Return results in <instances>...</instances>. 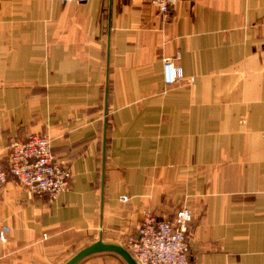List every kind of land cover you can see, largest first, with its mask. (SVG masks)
Returning <instances> with one entry per match:
<instances>
[{
    "label": "crops",
    "instance_id": "obj_1",
    "mask_svg": "<svg viewBox=\"0 0 264 264\" xmlns=\"http://www.w3.org/2000/svg\"><path fill=\"white\" fill-rule=\"evenodd\" d=\"M166 59L184 80L166 84ZM32 134L72 185L49 202L8 179L0 264H65L185 208L198 264H264V0H184L166 16L148 0H0L5 167Z\"/></svg>",
    "mask_w": 264,
    "mask_h": 264
},
{
    "label": "built area",
    "instance_id": "obj_2",
    "mask_svg": "<svg viewBox=\"0 0 264 264\" xmlns=\"http://www.w3.org/2000/svg\"><path fill=\"white\" fill-rule=\"evenodd\" d=\"M69 3L74 0H56ZM83 1V0H80ZM159 13L166 16L184 0H148ZM164 79L172 85L185 79L183 69L173 59L164 62ZM7 167L0 161V192L12 177L31 195L54 202L71 189V169L56 161L49 136L30 135L26 141H15L8 147ZM128 197H122L127 202ZM193 220L189 209L179 210L173 219L159 221L146 218L137 234L127 237L124 246L138 264H198L190 258L188 233ZM10 228L0 229V242L6 243Z\"/></svg>",
    "mask_w": 264,
    "mask_h": 264
},
{
    "label": "water",
    "instance_id": "obj_3",
    "mask_svg": "<svg viewBox=\"0 0 264 264\" xmlns=\"http://www.w3.org/2000/svg\"><path fill=\"white\" fill-rule=\"evenodd\" d=\"M104 253L118 255L127 264H138L137 260L132 256V254L129 252V250L126 247H124L121 244L107 243L104 242L102 239L80 250L65 264H80L85 259L91 256L104 254Z\"/></svg>",
    "mask_w": 264,
    "mask_h": 264
},
{
    "label": "rangeland",
    "instance_id": "obj_4",
    "mask_svg": "<svg viewBox=\"0 0 264 264\" xmlns=\"http://www.w3.org/2000/svg\"><path fill=\"white\" fill-rule=\"evenodd\" d=\"M124 246V245H123ZM125 247V246H124ZM104 254H109V255H112V254H110V253H104ZM113 256H118V255H113Z\"/></svg>",
    "mask_w": 264,
    "mask_h": 264
},
{
    "label": "trees",
    "instance_id": "obj_5",
    "mask_svg": "<svg viewBox=\"0 0 264 264\" xmlns=\"http://www.w3.org/2000/svg\"><path fill=\"white\" fill-rule=\"evenodd\" d=\"M112 255H115V254H112ZM95 256V255H94ZM92 257V256H91Z\"/></svg>",
    "mask_w": 264,
    "mask_h": 264
}]
</instances>
